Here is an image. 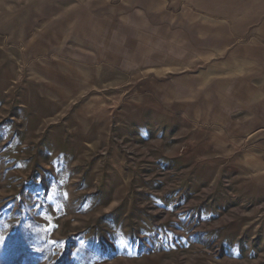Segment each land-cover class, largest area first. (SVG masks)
Wrapping results in <instances>:
<instances>
[{
    "label": "rangeland",
    "instance_id": "rangeland-1",
    "mask_svg": "<svg viewBox=\"0 0 264 264\" xmlns=\"http://www.w3.org/2000/svg\"><path fill=\"white\" fill-rule=\"evenodd\" d=\"M12 1L0 0V251L16 235L22 255L2 260L264 264V73L247 0L83 35L59 9L18 17Z\"/></svg>",
    "mask_w": 264,
    "mask_h": 264
},
{
    "label": "crops",
    "instance_id": "crops-1",
    "mask_svg": "<svg viewBox=\"0 0 264 264\" xmlns=\"http://www.w3.org/2000/svg\"><path fill=\"white\" fill-rule=\"evenodd\" d=\"M101 0H13L12 7L16 16L20 17L22 10L31 9H59L62 11L61 25L70 27V33L76 35L84 34V26L88 25H173V8L179 9L184 4L189 9H212V0H104L113 4L108 8L102 7L97 2ZM38 2H42L39 6ZM59 2L60 5L56 4ZM228 0H220L222 8H228ZM36 3V5H35ZM54 3L55 5H52ZM242 9H252V59L254 74L264 73V0H247L239 2ZM251 3V5H249ZM50 4V5H48ZM102 9L109 10L111 14L107 17L117 21H97ZM86 16L90 21L86 22ZM152 19H164V22H154ZM100 20V19H99ZM93 32V30H92ZM116 41H122L117 39ZM117 48V47H115ZM249 50V48H247Z\"/></svg>",
    "mask_w": 264,
    "mask_h": 264
},
{
    "label": "trees",
    "instance_id": "trees-1",
    "mask_svg": "<svg viewBox=\"0 0 264 264\" xmlns=\"http://www.w3.org/2000/svg\"><path fill=\"white\" fill-rule=\"evenodd\" d=\"M18 243V239H17V236L16 235H12L11 238H10V241L9 243L6 245V246H2V250L0 251V261L3 263V264H16L13 260L11 259H8L6 261H3L2 260V257L4 258H9L11 257L14 252H18L17 253V256H21V251L18 250V248L20 247V245H17ZM23 260V259H22ZM22 262V261H21Z\"/></svg>",
    "mask_w": 264,
    "mask_h": 264
}]
</instances>
